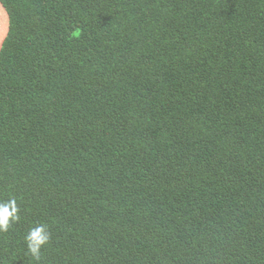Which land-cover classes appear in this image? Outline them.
I'll list each match as a JSON object with an SVG mask.
<instances>
[{
  "label": "trees",
  "instance_id": "16d2710c",
  "mask_svg": "<svg viewBox=\"0 0 264 264\" xmlns=\"http://www.w3.org/2000/svg\"><path fill=\"white\" fill-rule=\"evenodd\" d=\"M0 4V264H264V0Z\"/></svg>",
  "mask_w": 264,
  "mask_h": 264
},
{
  "label": "clouds",
  "instance_id": "9594fccd",
  "mask_svg": "<svg viewBox=\"0 0 264 264\" xmlns=\"http://www.w3.org/2000/svg\"><path fill=\"white\" fill-rule=\"evenodd\" d=\"M20 208L15 198L0 201V233L8 232L11 226L20 220ZM51 232L44 223L29 228L24 237L27 254L35 261L41 260L42 249L49 244Z\"/></svg>",
  "mask_w": 264,
  "mask_h": 264
},
{
  "label": "rangeland",
  "instance_id": "374dc122",
  "mask_svg": "<svg viewBox=\"0 0 264 264\" xmlns=\"http://www.w3.org/2000/svg\"><path fill=\"white\" fill-rule=\"evenodd\" d=\"M0 23L2 24L0 28V44H1V41L4 38L5 33H7V30H8V15L1 4H0Z\"/></svg>",
  "mask_w": 264,
  "mask_h": 264
},
{
  "label": "crops",
  "instance_id": "0c3cea01",
  "mask_svg": "<svg viewBox=\"0 0 264 264\" xmlns=\"http://www.w3.org/2000/svg\"><path fill=\"white\" fill-rule=\"evenodd\" d=\"M2 24L0 23V28H1Z\"/></svg>",
  "mask_w": 264,
  "mask_h": 264
}]
</instances>
